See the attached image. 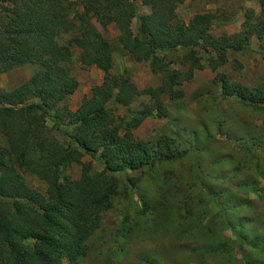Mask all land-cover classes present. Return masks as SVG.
Returning a JSON list of instances; mask_svg holds the SVG:
<instances>
[{
    "label": "trees",
    "instance_id": "trees-1",
    "mask_svg": "<svg viewBox=\"0 0 264 264\" xmlns=\"http://www.w3.org/2000/svg\"><path fill=\"white\" fill-rule=\"evenodd\" d=\"M136 1L0 0L7 20L0 33V75L17 66L38 67L28 83L10 91L0 88V138L8 144L0 145V264H79L113 199L124 196L140 179L134 172L186 158V152H173L167 143L151 145L135 135L145 119L166 117L162 98L181 100V88L194 80L197 71H218L227 64L228 52L248 50L252 37L264 59V0H255L259 14L250 8L245 11L241 30L232 37L225 32L218 37L212 34L216 16L209 11L199 12L188 23L180 21L177 8L188 0H141L151 10L145 15L138 13ZM95 23L101 29L116 27L122 48L135 61L149 62L160 76L159 86L145 90L148 101L135 111L131 107L140 91L131 77H112L111 46ZM72 47L79 48L84 65L104 73V80L77 109L63 104L52 114L79 84L62 65ZM216 81L221 84V100L264 109L263 86L249 88L222 74ZM112 99L115 108L127 110L128 118L111 114ZM48 118L53 130L46 126ZM55 130L70 138L67 146ZM85 157L95 160L100 169L94 171ZM72 164L80 166L78 179L66 173ZM23 170L46 185L45 194L27 186L19 174ZM208 194L212 198L215 192ZM221 203L226 208L224 200ZM240 204L234 203L228 209L230 216L221 221L222 230L233 239L220 246L230 255L231 242L253 251L247 261L233 253L232 264H264V241L246 234L245 227L251 228L255 221L242 214ZM143 206L145 212L149 205ZM200 229L203 235L208 233V228Z\"/></svg>",
    "mask_w": 264,
    "mask_h": 264
},
{
    "label": "rangeland",
    "instance_id": "rangeland-1",
    "mask_svg": "<svg viewBox=\"0 0 264 264\" xmlns=\"http://www.w3.org/2000/svg\"><path fill=\"white\" fill-rule=\"evenodd\" d=\"M1 5L2 2L0 33L7 21ZM136 7L140 15L151 12L141 0L136 1ZM249 8L256 14L260 12L255 0H188L178 6L176 13L180 21L188 23L199 12H212L216 16L212 34L218 37L225 32L232 37L240 32ZM137 23L134 18L133 31ZM95 27L111 46L112 77H131L140 91L131 107L133 111L139 109L148 101L145 90L159 86L160 76L152 72L149 62L135 61L122 48L116 27L101 29L97 23ZM68 36L64 35L63 41ZM79 52V48L72 47L71 55L62 61L79 84L50 111L52 114L59 112L63 104L72 111L77 109L85 97L91 96L92 88L103 83L104 73L84 65ZM258 53V42L252 37L248 50L228 52L227 64L218 71H197L194 80L181 88V100L163 97L165 118H147L136 128L135 135L141 140L151 145L167 143L173 152H186V158L134 172L140 179L135 185L129 184L124 196L113 199L112 208L102 215V223L87 243V254L79 264H232L233 253L247 261L248 252H253L249 247L231 242L227 247L233 251L230 255L220 246L233 239L228 230H222L221 221L230 216L228 209L234 203H241L242 214L255 221L248 225L251 228L245 227L246 234L253 233L256 242L264 241V109H254L234 99L221 100V84L216 81L222 74L230 82L249 88L264 87V59ZM37 71L38 67L31 64L6 71L0 75V88L10 91L20 87ZM108 108L114 117H129L126 109L115 108L113 99ZM46 126L53 130L49 118ZM61 129L64 131L63 125ZM63 131L55 130L54 135L67 146L70 138ZM1 143L8 145L0 138ZM85 160L92 163L94 171L100 169L95 160ZM66 173L78 179L80 166L72 164ZM19 174L29 188L45 194L46 185L35 175L25 170ZM213 190L211 198L208 193ZM122 191L120 187L119 193ZM219 197L226 208L220 207L224 203ZM144 202L149 205L145 212ZM203 226L208 228L204 235L200 229Z\"/></svg>",
    "mask_w": 264,
    "mask_h": 264
}]
</instances>
